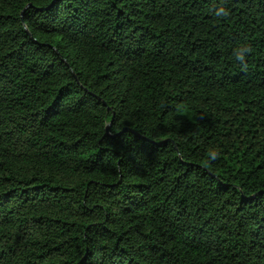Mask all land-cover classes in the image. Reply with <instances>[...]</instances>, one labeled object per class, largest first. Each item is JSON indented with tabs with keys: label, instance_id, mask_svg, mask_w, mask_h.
<instances>
[{
	"label": "trees",
	"instance_id": "16d2710c",
	"mask_svg": "<svg viewBox=\"0 0 264 264\" xmlns=\"http://www.w3.org/2000/svg\"><path fill=\"white\" fill-rule=\"evenodd\" d=\"M223 2L0 0V264H264V0Z\"/></svg>",
	"mask_w": 264,
	"mask_h": 264
},
{
	"label": "clouds",
	"instance_id": "9594fccd",
	"mask_svg": "<svg viewBox=\"0 0 264 264\" xmlns=\"http://www.w3.org/2000/svg\"><path fill=\"white\" fill-rule=\"evenodd\" d=\"M213 14L217 19H223L230 15V10L225 6L223 0H221V3L215 7ZM250 52L251 48L247 44L237 47L233 50L234 60L238 62L242 69H247V57ZM219 155L220 153L216 148H210L206 154L207 160L209 162L216 160Z\"/></svg>",
	"mask_w": 264,
	"mask_h": 264
}]
</instances>
